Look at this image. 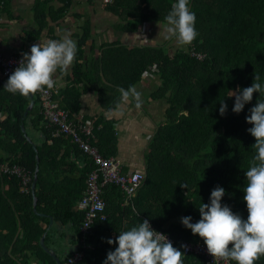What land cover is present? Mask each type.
Segmentation results:
<instances>
[{"label":"trees","instance_id":"trees-1","mask_svg":"<svg viewBox=\"0 0 264 264\" xmlns=\"http://www.w3.org/2000/svg\"><path fill=\"white\" fill-rule=\"evenodd\" d=\"M175 2L110 0L107 9L125 23L124 29L135 31L145 23L166 24L165 17ZM189 6L196 14L195 27L199 33L191 45L203 55L202 60L191 56L187 48L168 53L161 46L131 50L111 46L102 48L95 66L86 70L78 63L80 51L76 55L73 84L62 92V108L77 113L80 91L76 86L82 84V91L99 94L105 109H114L120 100L117 89L135 85L151 67H156L161 82L155 97L165 99L167 104L163 124L149 141L141 185L125 206L122 204L125 194L118 187L103 188L101 196L106 203L107 218L93 225V235L87 239L86 246H80L84 258L77 264H103L107 253L118 246L106 241L115 240L120 232L145 219L176 242L204 244L198 235L183 226L181 218L191 216L192 223L199 221L198 208L202 203H210L211 191L216 186L226 190L221 203L247 219L244 172L255 155L251 147L255 138L247 131L252 125L246 122V117L258 99L264 100V94L254 93L253 100L239 114L232 111L235 97L230 96L231 92L250 87L255 75L264 83V0H190ZM4 80L7 82L8 78ZM0 88L6 91L2 83ZM9 95L12 96L11 106L7 107L9 117L0 122V136L6 138L5 150L13 156L8 165L25 168L31 182L26 191L20 192V179L0 172V264H28L31 255L39 264H55L39 244L44 233L41 223H48V219L35 215L32 209L30 186L35 157L39 158L37 211L71 224L78 238L83 214L76 204L83 196L92 165L76 145L69 143L68 137L51 139L50 128L43 133L51 146L44 143L38 151L33 150L20 128L29 98L19 93ZM223 100L228 108L221 116L219 108ZM41 119L39 115L33 121L37 123ZM92 123V145L103 157H114L117 144L114 121L99 116ZM59 142L66 147L62 159L84 156V167L78 170L80 176L75 180L67 176L62 181L52 179L58 155L54 146ZM5 184L9 188L7 192L2 190ZM183 260L184 264H208L203 257L193 254H186ZM256 264H264V256Z\"/></svg>","mask_w":264,"mask_h":264},{"label":"crops","instance_id":"crops-1","mask_svg":"<svg viewBox=\"0 0 264 264\" xmlns=\"http://www.w3.org/2000/svg\"><path fill=\"white\" fill-rule=\"evenodd\" d=\"M108 3H110V0H0V52L4 56H22V53L25 52L30 54V48L33 44L45 43L49 39L59 40L66 31L70 32L71 38L77 42V54L79 51L81 54L78 63L86 70H91L95 66L101 49L104 47L116 46L131 50L161 46L168 53L186 50L187 46L178 45L175 38L165 39L166 24L152 22L138 26L135 31L124 29L123 25L125 23L107 9ZM81 39L85 40L81 42ZM75 61L67 74L58 72L56 75L58 85L53 90L56 91L57 100L55 98L54 100L60 107L63 99L62 92L73 84ZM93 77L98 81L97 76L93 74ZM101 79H103L102 76ZM3 80L4 78L0 75V83L5 86L6 81ZM160 85L161 82L157 73L149 72L146 76L142 75L135 84L143 94L142 106L136 109L133 104L122 106L119 110L116 108L105 109L96 91H82V84L76 86L80 91L78 97L79 108L77 113L68 110L71 114V120L73 122L82 121L83 124L89 126L91 135L92 122L97 117L103 116L106 120L114 121L117 144L115 156L112 158L119 162L121 171L124 174L145 173V154L148 151L150 138L157 127L163 124L167 110L165 99L155 97ZM10 97L12 96L9 93L0 88V122L9 117L7 107L11 106ZM28 98L29 101L24 107L20 119V128L31 148L38 151L44 143L48 146L52 144L43 133V130H48L49 126L40 114L38 98L34 95L32 98ZM39 115L42 116V119L34 123L33 120ZM10 119L13 122V117ZM49 135H51V130ZM6 144V138L0 136V159L4 160L0 165L8 164L7 161L13 159V156L5 150ZM65 148L62 142L54 146L55 151H58V155L56 165L51 172L54 177L53 180L62 181L65 176L69 177L70 180H75L80 176L78 170H82L84 167V156L80 154L79 156L71 155L67 159H62L61 156ZM35 159L36 167L39 170L38 156ZM2 190L7 192L9 188L5 184L2 186ZM24 190L21 185L20 192ZM122 204L125 206L128 203L123 202ZM36 212L38 215L34 212L35 215L48 219V223H41L44 229L41 236L43 237L44 246L54 253L60 263L64 264L67 254L73 253L78 248L79 240L76 230L71 224H64L55 220L51 215L38 212L37 209ZM41 214L44 216H41ZM2 233L5 234V231H2ZM21 236V231H19L18 237ZM44 252L57 264L55 258L45 250ZM28 264L39 263L31 255L28 257Z\"/></svg>","mask_w":264,"mask_h":264},{"label":"clouds","instance_id":"clouds-1","mask_svg":"<svg viewBox=\"0 0 264 264\" xmlns=\"http://www.w3.org/2000/svg\"><path fill=\"white\" fill-rule=\"evenodd\" d=\"M189 5L190 0H177L165 17V39L175 38L180 46L191 45L199 35L195 27L197 17ZM77 51V42L67 31L59 40L49 39L45 43L33 44L30 54L22 53L19 66L9 76L4 88L25 98L45 89L52 90L58 85L57 73L67 74L74 64ZM260 80V76L255 75L250 87L232 92L230 97H235L234 113H241L245 105L253 100L254 93L264 94V83ZM117 91L120 93L117 110L133 104L136 109L142 106L143 94L135 85L127 89L119 87ZM227 108L224 100L221 101V116L226 114ZM249 112L246 122L252 127L247 131L255 138L251 146L255 155L244 172L247 185L243 190V200L247 206V219L221 203L226 192L221 186L211 191L210 203H202L198 208L199 221L192 223L191 216L181 218L183 226L204 241L215 261L256 264L264 256V100L258 99ZM106 242L118 246L107 253L103 264H184L183 257L186 255L174 247L165 234L154 230L147 219L120 232L115 240L108 239ZM181 247L187 248L186 245Z\"/></svg>","mask_w":264,"mask_h":264},{"label":"built area","instance_id":"built-area-1","mask_svg":"<svg viewBox=\"0 0 264 264\" xmlns=\"http://www.w3.org/2000/svg\"><path fill=\"white\" fill-rule=\"evenodd\" d=\"M188 46L187 51H189L191 56L198 60L203 59V55L197 53L192 45ZM21 58L22 56H4L0 52V75L2 78H9L15 68L19 66ZM149 72L157 73L156 67H151L148 71L143 72L142 75L146 76ZM34 96L38 98L40 114L47 121V125L51 129L50 138L55 139L60 136L68 137L70 142L77 146L92 165V169L85 180L83 196L77 202V207L83 214L79 227L78 248L64 262V264H77L84 258V253L80 250V246H86L87 239L93 235V225L96 221L103 222L107 218L105 214L106 203L101 196L103 188L108 185L118 187L125 194L124 203H128L141 185L144 174L139 172L124 174L116 159L103 157L97 147L91 143V128L83 124L82 121L73 122L71 120L70 112L61 108L54 100L56 91L53 89H45V91L39 92ZM0 172L7 176H16L19 178L25 190L31 182L29 172L25 168L15 164L0 165ZM98 205L101 207L98 208ZM151 227L156 230L152 224ZM163 234L167 236L172 244H175L184 251L185 254L201 256L208 264H234L233 261H215V258L208 253L207 247L200 242L194 244L187 241L176 242L168 234ZM181 245H186L187 248H182Z\"/></svg>","mask_w":264,"mask_h":264},{"label":"water","instance_id":"water-1","mask_svg":"<svg viewBox=\"0 0 264 264\" xmlns=\"http://www.w3.org/2000/svg\"><path fill=\"white\" fill-rule=\"evenodd\" d=\"M29 97L32 98L33 95H30ZM37 172H38V168L36 167V169H35V173H34V177H33V181H32V184H31V192H32V196H33V211L35 212V214L38 215V213L36 212L37 198H36V196H35V186H36V181H37ZM41 216H44V215L41 214ZM43 243H44V242H43V237H41V239H40V244H41L42 248H43L46 252H48L53 258H55L57 264H62V263H60L59 260L55 257V255H54L53 252L47 250V248L44 246Z\"/></svg>","mask_w":264,"mask_h":264},{"label":"rangeland","instance_id":"rangeland-1","mask_svg":"<svg viewBox=\"0 0 264 264\" xmlns=\"http://www.w3.org/2000/svg\"><path fill=\"white\" fill-rule=\"evenodd\" d=\"M231 94H232V92H231Z\"/></svg>","mask_w":264,"mask_h":264}]
</instances>
